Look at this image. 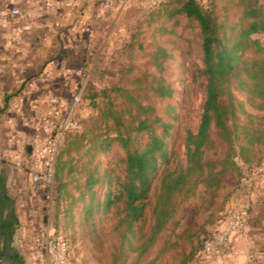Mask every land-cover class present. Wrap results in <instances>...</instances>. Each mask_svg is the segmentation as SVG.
<instances>
[{"label": "rangeland", "instance_id": "1", "mask_svg": "<svg viewBox=\"0 0 264 264\" xmlns=\"http://www.w3.org/2000/svg\"><path fill=\"white\" fill-rule=\"evenodd\" d=\"M212 2L221 16L237 18L239 0ZM128 4L119 22H112L110 27L107 22L104 26L109 27L108 31L101 30L103 34L97 35L94 61L84 59L85 50L79 47L69 53L64 64L47 65L49 57L56 51L62 53L61 49H54L45 57L37 53L29 69L20 67L22 83L9 93L0 94V170L6 175V194L17 217L9 250L18 253L22 264H42L37 257L36 238L43 229L65 236L70 256L79 264H201L196 251L220 227L227 207L236 203L249 205L247 182L251 193L264 190L258 185V170L264 165L263 101L255 99L250 103L244 91L231 85L236 106L235 117L228 122L230 140L217 136L212 129L213 146L204 151V159L214 164L217 180H205L189 190L186 184L182 192H175L174 213L167 228L147 252L139 253V245L147 238L152 224V208L161 179L166 171L177 172L186 166L185 134L187 130L197 131L206 82L199 73L203 60L194 23L189 24L182 16L169 18L167 10L157 13L156 4L150 0H128ZM251 37L256 45L243 58L260 62V67L252 72L262 79L264 31ZM137 42H142L143 48L138 49ZM156 43L170 54L161 73L173 88L169 98L156 97L150 88L152 78L160 75L149 56ZM243 78L249 81L247 73H243ZM82 86L85 91L75 115L81 120V131L69 136L60 149L54 182L33 183L34 156L27 147L44 135L39 121L47 108L46 98H70ZM115 87L131 91L144 105L154 106L157 114L171 124L170 136L165 139L170 161L159 166L146 200L145 218L135 224V233L122 245L123 227L118 220L123 204L105 208L104 201L108 194L112 198L119 191L124 150L117 142L104 152L100 146L126 125L131 128L137 111L122 93L113 90ZM123 103L126 107L121 114L118 104ZM110 110L115 113L111 115ZM90 175L99 179L92 188L93 196L87 186ZM243 178L245 184L241 183ZM0 246L5 251L2 235ZM0 264L15 263L4 256Z\"/></svg>", "mask_w": 264, "mask_h": 264}, {"label": "trees", "instance_id": "2", "mask_svg": "<svg viewBox=\"0 0 264 264\" xmlns=\"http://www.w3.org/2000/svg\"><path fill=\"white\" fill-rule=\"evenodd\" d=\"M239 1L240 9L236 19L221 16L212 0H207L205 5L198 0H162L155 5L154 9L157 13L167 10L169 18L182 16L189 24L194 23L198 29L203 60V68L199 70V73L206 82V97L197 131L187 130L185 134V168L177 172L166 171L161 179L160 189L152 208V224L147 238L139 245V253L147 252L157 237L167 228L174 213L175 204L172 205V196L175 192H182L186 184L190 186L186 188L189 190L191 187H197L198 183H205V180H217L213 172L214 164L204 159V151L213 146L212 129L216 130L217 136L230 140L231 129L228 122L234 119L236 106L230 86L235 85L236 88L244 91L250 103L255 99L262 100L260 107L264 109V78L259 79L252 72L260 67V62L257 59L243 58L245 52L252 50L256 45L257 41L251 36L264 31V0L260 3L258 0ZM136 45L138 49L143 48L142 42H137ZM152 46L154 49L149 56L160 75L152 78L150 88L156 97L169 98L173 94V88L161 76V73L165 70V63L170 54L159 43ZM261 69L264 71V67ZM243 73H247L249 81L243 78ZM113 90L122 93L120 95L137 111V120L132 123L131 128L126 125L125 129L118 130L115 136L108 137L100 146V150L104 152L109 150L112 143L117 142L124 150L121 158L124 170L123 176L119 179V191L112 198L108 194L104 201L105 208L114 203L122 202L123 204L122 216L118 220V225L123 227L122 245L124 240L129 242L128 237L135 233V224L145 218L146 200L149 198L159 166L170 161L165 139L170 136L171 124L157 114L154 106L142 104L131 94V91L119 87ZM84 91L85 87L82 96ZM118 106L121 107V114H123L126 104L123 103L122 106L118 104ZM114 113L110 110L111 115ZM120 120H117L118 123ZM78 122L81 124V120L78 119ZM121 123L124 126V120ZM60 149L56 157L52 180L48 185L56 178V164ZM97 183L99 179L90 175L87 182L90 196L94 195L92 188ZM243 208L250 215L251 206L244 205ZM16 222L17 217L12 201L6 194V175L0 170V235L5 241V251L0 246V261L5 256L15 264H22L18 253L9 250V241ZM202 247L203 242L198 247L197 254Z\"/></svg>", "mask_w": 264, "mask_h": 264}, {"label": "crops", "instance_id": "3", "mask_svg": "<svg viewBox=\"0 0 264 264\" xmlns=\"http://www.w3.org/2000/svg\"><path fill=\"white\" fill-rule=\"evenodd\" d=\"M105 1L0 0V94L9 93L22 83L20 67L29 69L37 53L45 57L54 49H61L62 53L56 51L49 57L47 65L64 64L69 53L79 47L85 50L84 59L94 61L97 35L108 31L112 22L118 23L130 6L128 0H110L111 5L106 7ZM107 22L109 27L104 26ZM249 185L247 182L245 190L251 212L245 228L236 237L230 254L209 264H264V190L256 189L254 194ZM258 185L264 188L260 181Z\"/></svg>", "mask_w": 264, "mask_h": 264}, {"label": "built area", "instance_id": "4", "mask_svg": "<svg viewBox=\"0 0 264 264\" xmlns=\"http://www.w3.org/2000/svg\"><path fill=\"white\" fill-rule=\"evenodd\" d=\"M158 4L162 0H150ZM202 4L205 0H198ZM106 7L111 5L106 0ZM18 13V10H13ZM83 86L78 88L70 98L50 95L46 98L47 108L40 117L39 127L44 135L38 137L31 147L34 156L32 164L31 181L33 183L48 184L52 180L56 157L61 145L71 135L82 129L75 118L78 106L82 100ZM259 181L264 186V165L259 168ZM249 213L239 204H231L220 227L207 240L198 252L201 264H209L226 258L233 249L238 234L245 228ZM37 257L42 264H79L70 256L68 240L62 234H53L45 229L41 230L36 238Z\"/></svg>", "mask_w": 264, "mask_h": 264}, {"label": "water", "instance_id": "5", "mask_svg": "<svg viewBox=\"0 0 264 264\" xmlns=\"http://www.w3.org/2000/svg\"><path fill=\"white\" fill-rule=\"evenodd\" d=\"M27 150H28V152H31V146H28V147H27ZM241 183H242V184H245V178H243V179L241 180Z\"/></svg>", "mask_w": 264, "mask_h": 264}, {"label": "flooded vegetation", "instance_id": "6", "mask_svg": "<svg viewBox=\"0 0 264 264\" xmlns=\"http://www.w3.org/2000/svg\"><path fill=\"white\" fill-rule=\"evenodd\" d=\"M0 252H1V249H0Z\"/></svg>", "mask_w": 264, "mask_h": 264}]
</instances>
